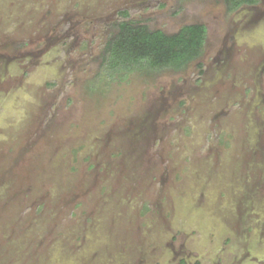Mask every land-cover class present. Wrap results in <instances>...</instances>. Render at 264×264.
<instances>
[{"label":"rangeland","instance_id":"374dc122","mask_svg":"<svg viewBox=\"0 0 264 264\" xmlns=\"http://www.w3.org/2000/svg\"><path fill=\"white\" fill-rule=\"evenodd\" d=\"M122 11L203 25L201 57L111 69ZM240 26L224 0H0V264H264V19Z\"/></svg>","mask_w":264,"mask_h":264},{"label":"trees","instance_id":"16d2710c","mask_svg":"<svg viewBox=\"0 0 264 264\" xmlns=\"http://www.w3.org/2000/svg\"><path fill=\"white\" fill-rule=\"evenodd\" d=\"M224 3L231 14L254 0H224ZM120 15L123 19L115 23L117 32L107 40L104 49V59L111 69L147 66L150 70L181 71L198 60L204 51L206 28L203 25H188L169 35L125 20L128 11Z\"/></svg>","mask_w":264,"mask_h":264},{"label":"flooded vegetation","instance_id":"af4514ba","mask_svg":"<svg viewBox=\"0 0 264 264\" xmlns=\"http://www.w3.org/2000/svg\"><path fill=\"white\" fill-rule=\"evenodd\" d=\"M263 6L264 0H254V3L242 5L235 12L231 13L233 16V24H240V27L243 28L251 23L252 26L259 23L262 19H264ZM231 27H233L232 24Z\"/></svg>","mask_w":264,"mask_h":264}]
</instances>
